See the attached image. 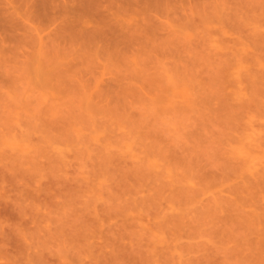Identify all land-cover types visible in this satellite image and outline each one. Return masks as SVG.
<instances>
[{
	"label": "rangeland",
	"instance_id": "374dc122",
	"mask_svg": "<svg viewBox=\"0 0 264 264\" xmlns=\"http://www.w3.org/2000/svg\"><path fill=\"white\" fill-rule=\"evenodd\" d=\"M41 262L264 264V0H0V264Z\"/></svg>",
	"mask_w": 264,
	"mask_h": 264
},
{
	"label": "bare ground",
	"instance_id": "6f19581e",
	"mask_svg": "<svg viewBox=\"0 0 264 264\" xmlns=\"http://www.w3.org/2000/svg\"><path fill=\"white\" fill-rule=\"evenodd\" d=\"M11 158H12V159H11V160H12V162L14 163L13 157H11ZM14 159H16V157H15ZM6 161H7V160H6ZM13 163L9 162V163H7V164H8V165L10 164V166H11V165H13ZM7 164H5V166H4V167H7V166H6ZM41 263H42V262H41ZM42 264H43V263H42Z\"/></svg>",
	"mask_w": 264,
	"mask_h": 264
}]
</instances>
